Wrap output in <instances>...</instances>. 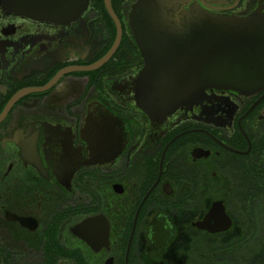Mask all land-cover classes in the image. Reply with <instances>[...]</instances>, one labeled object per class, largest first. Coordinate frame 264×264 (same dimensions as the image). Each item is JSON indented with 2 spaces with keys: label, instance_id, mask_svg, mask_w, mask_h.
Returning <instances> with one entry per match:
<instances>
[{
  "label": "flooded vegetation",
  "instance_id": "flooded-vegetation-1",
  "mask_svg": "<svg viewBox=\"0 0 264 264\" xmlns=\"http://www.w3.org/2000/svg\"><path fill=\"white\" fill-rule=\"evenodd\" d=\"M137 1L88 0L62 22L0 0V264H264V89L209 86L153 120ZM193 4L264 16V0ZM245 179L246 208L231 201ZM216 201L231 226L199 228Z\"/></svg>",
  "mask_w": 264,
  "mask_h": 264
},
{
  "label": "water",
  "instance_id": "water-1",
  "mask_svg": "<svg viewBox=\"0 0 264 264\" xmlns=\"http://www.w3.org/2000/svg\"><path fill=\"white\" fill-rule=\"evenodd\" d=\"M13 10L62 22L81 14L88 0H3ZM187 0H138L130 26L144 56L137 101L153 120L197 101L209 86L243 94L264 89V16L214 14ZM109 58L107 55L100 63ZM211 232L232 219L216 201L195 223Z\"/></svg>",
  "mask_w": 264,
  "mask_h": 264
},
{
  "label": "trees",
  "instance_id": "trees-1",
  "mask_svg": "<svg viewBox=\"0 0 264 264\" xmlns=\"http://www.w3.org/2000/svg\"><path fill=\"white\" fill-rule=\"evenodd\" d=\"M238 190H239V193H237V195L233 197L231 201H234L235 205L242 206L244 208L250 206V195L247 194V191H248L247 179H245L243 182H240ZM242 191L244 192V194L240 193ZM235 215L237 216L239 223L241 222L250 223V211L249 210L245 209V210L237 211Z\"/></svg>",
  "mask_w": 264,
  "mask_h": 264
},
{
  "label": "rangeland",
  "instance_id": "rangeland-1",
  "mask_svg": "<svg viewBox=\"0 0 264 264\" xmlns=\"http://www.w3.org/2000/svg\"><path fill=\"white\" fill-rule=\"evenodd\" d=\"M248 252H249V248H246V249L241 248V249H239L237 251L232 250L228 254H229V256L233 255V257H238L239 258V257H242V255H246ZM212 257H213V255H211V252H210L209 255L205 256V259H206V261H208Z\"/></svg>",
  "mask_w": 264,
  "mask_h": 264
}]
</instances>
